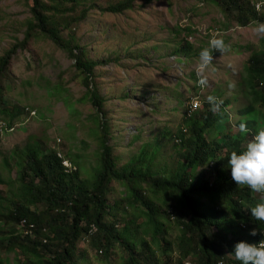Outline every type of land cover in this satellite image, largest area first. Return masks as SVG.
<instances>
[{"label": "trees", "instance_id": "trees-1", "mask_svg": "<svg viewBox=\"0 0 264 264\" xmlns=\"http://www.w3.org/2000/svg\"><path fill=\"white\" fill-rule=\"evenodd\" d=\"M25 1L32 15L25 40L0 57V121L13 130L22 120L24 109L7 104L10 86L5 82L13 78L11 63L17 51H26L30 39L43 38L75 62L77 78L83 79L86 98L96 110L89 134L99 152L94 154V172L84 178L82 156H72L69 149L54 151L31 140L18 150L16 182L20 185L10 192L15 198L9 208L1 200L10 194L3 196L0 191V264H10L2 257L9 253H21L19 264H83L87 251L79 244L84 240L109 264L111 258H119L121 264H240L232 253L235 243L264 239L258 229L255 236L250 234L260 223L249 210L264 201V194L237 186L231 178L228 156L242 151L250 136L218 137L217 127L228 120L224 108L231 100L221 93L225 98L221 114L213 113L206 101L200 112H184L179 125L165 127L153 139H145L139 129L127 146L129 158L124 162V155L109 145L114 137L106 110L109 102L97 80V68L113 59L95 60L76 40V24L88 16V3L100 0ZM209 1L242 27L264 21L252 0ZM138 2L119 1L106 12L125 13ZM64 30L70 40L63 37ZM187 31L193 33L190 27ZM173 52L198 57L199 50L186 39ZM243 71L239 86L252 102L251 109L240 111L245 117L241 122L258 131L264 128V51L253 52ZM191 77H196L193 71ZM171 96L179 104L187 99L175 92ZM0 183L6 182L0 178ZM175 229L179 234L171 240Z\"/></svg>", "mask_w": 264, "mask_h": 264}, {"label": "rangeland", "instance_id": "rangeland-1", "mask_svg": "<svg viewBox=\"0 0 264 264\" xmlns=\"http://www.w3.org/2000/svg\"><path fill=\"white\" fill-rule=\"evenodd\" d=\"M119 1L123 0L88 3V16L76 24L75 30L77 43L86 47L92 58L113 59L97 68V80L109 102L106 110L114 135L109 145H115V152L124 155V162L129 158L127 146L139 129L143 130L145 139H153L165 127L181 122L184 105H177L175 100L166 97L165 88L173 89L177 81H182L177 90L191 95L185 83L193 80L192 71L197 75L198 57H188L185 63L174 55L168 56L186 39L199 51L213 37H222L227 46L224 52L213 54V62L205 70L208 83L200 91L203 98L217 92L214 89L217 87L241 109L250 103V96L244 94L239 83L251 54L264 51L261 39L254 33L256 24L264 21L242 27L209 0H141L134 10L121 14L106 12ZM31 16L25 0H0V57L25 40ZM189 27L191 34L187 31ZM62 35L71 39L67 30ZM74 63L66 51L38 37L28 41L26 51L18 50L14 56L10 70L13 78L5 82L10 86L6 100L9 106L24 109V116L14 130L0 137V178L6 182L0 183V191L5 192L3 196L13 193L20 185L16 182L20 172L15 161L21 156L18 150L26 148L31 140L40 141L54 151L69 149L74 157L81 155L82 177L88 178L94 172L92 169L97 165L94 154L99 152V146L89 129L94 124L91 119L96 110L86 98L88 90L83 79L77 78ZM61 89L63 93L59 94L57 90ZM173 107L179 111H172ZM227 110L233 122L231 129L219 126L223 133H231L239 119L235 104ZM14 198L10 194L1 200L2 206L9 208ZM178 234L175 229L170 239L175 240ZM89 246L87 240L79 244V249L87 251L86 258L81 260L83 264H109ZM2 257L8 258L10 264H19L17 259H21V253ZM109 262L122 263L119 258H111Z\"/></svg>", "mask_w": 264, "mask_h": 264}, {"label": "clouds", "instance_id": "clouds-1", "mask_svg": "<svg viewBox=\"0 0 264 264\" xmlns=\"http://www.w3.org/2000/svg\"><path fill=\"white\" fill-rule=\"evenodd\" d=\"M259 0H252V4ZM256 8V7H255ZM257 10V9H256ZM258 11V10H257ZM259 14L264 11L260 12ZM255 35L264 40V23L256 24L254 28ZM226 44L222 37H213L209 40L208 46L202 48L198 53V64L196 68L197 75H195V79L191 77L193 80H188L185 83L187 87L186 90L188 93H191L190 96H186L184 92L178 91L177 88L182 86V81H177V84L173 89L165 88L168 90L166 97H172L171 93H180L184 95L187 99H184L182 105H184V112L190 114L193 112H200L203 109L204 102L208 101L211 105L210 110L215 114H221L220 104L225 98L222 96L220 89L221 88H214L217 89V92H211L207 96L203 98V94H200V91L207 85L208 80L207 77L204 75L205 70L209 67V65L213 62V53L214 52H224L226 50ZM170 55L176 56L175 59L178 61H186L188 62V57H185L181 54H176L173 51L170 52ZM249 59V58H248ZM248 61V60H247ZM246 61V62H247ZM179 64L183 65V62ZM246 66V64H245ZM244 66V68H245ZM194 72V71H193ZM195 74V72H194ZM190 83V84H189ZM232 87V85H230ZM200 98V100L198 99ZM227 97V96H225ZM220 98V99H219ZM228 98V97H227ZM231 100V98H228ZM235 101V100H233ZM231 100V104L225 106L224 111L228 117L227 121H222L220 125H224L231 129V125L233 120L230 119V113L227 108L231 107L232 104H235L238 111L236 113L239 116L238 121L234 124L233 131L231 133H223L224 131H219V126L217 127L218 136L224 137L228 135L231 138H239V136L246 135V133H250L249 140L244 143L245 147L242 151H232L228 156V165L231 173V178L235 182L237 186L240 187H247L254 193H261L264 194V128L254 131L248 128L245 122H241L242 119L245 117L241 115L240 111L243 109H251V102L243 109L238 107L237 103H233ZM178 105L179 103L176 102ZM174 108V107H173ZM172 108V109H173ZM175 111H179L177 107H175ZM182 114V116H183ZM220 134H223L220 135ZM220 160V159H215ZM64 165L69 166V163L66 162ZM251 216L255 219V221L259 222V226L255 227L251 231V235L255 236L256 230L263 232L264 234V226L261 223H264V201L255 204L254 206L249 208ZM245 238V237H244ZM240 240L239 238H237ZM247 241L240 240L235 243L232 249V253L234 255V259L239 261L240 264H264V239L263 241L255 242L251 241L248 238H245ZM223 264V263H220Z\"/></svg>", "mask_w": 264, "mask_h": 264}, {"label": "built area", "instance_id": "built-area-1", "mask_svg": "<svg viewBox=\"0 0 264 264\" xmlns=\"http://www.w3.org/2000/svg\"><path fill=\"white\" fill-rule=\"evenodd\" d=\"M254 5L258 11L260 12L264 11V0H259L257 2H254ZM8 131H12V130L8 129V126L6 123L0 121V137H2ZM25 222L26 221H23L22 225L25 224Z\"/></svg>", "mask_w": 264, "mask_h": 264}]
</instances>
